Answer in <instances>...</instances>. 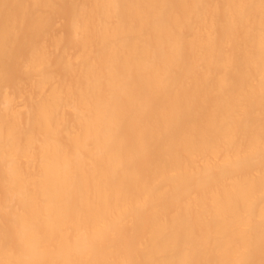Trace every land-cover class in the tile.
Returning <instances> with one entry per match:
<instances>
[{"label":"bare ground","instance_id":"bare-ground-1","mask_svg":"<svg viewBox=\"0 0 264 264\" xmlns=\"http://www.w3.org/2000/svg\"><path fill=\"white\" fill-rule=\"evenodd\" d=\"M0 264H264V0H0Z\"/></svg>","mask_w":264,"mask_h":264}]
</instances>
